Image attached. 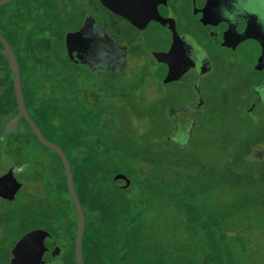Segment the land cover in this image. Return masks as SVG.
<instances>
[{"label": "rangeland", "instance_id": "1", "mask_svg": "<svg viewBox=\"0 0 264 264\" xmlns=\"http://www.w3.org/2000/svg\"><path fill=\"white\" fill-rule=\"evenodd\" d=\"M47 2L50 0H14L1 6L0 30L5 33L6 25H15L14 28L26 29L29 33L36 32L35 26H40L39 30L45 33L42 44L45 53L55 51L58 58L55 66L60 74L51 78H61L63 84L57 94L61 98L58 110L55 115L49 111L48 116L60 136L49 138L60 143L62 137L71 140L78 134L83 141L92 139L94 133L101 145L112 147L116 168L128 173L130 163L137 165L144 158L141 153L145 140L137 137L143 133L140 124L146 122L141 120L148 119L146 133L154 138L166 135L173 138L174 125L168 108L176 109L195 98L192 80L164 84V67L159 65L149 70L148 65L155 63L143 49L137 50L133 62L139 64L143 54L145 64L136 70L96 74L71 64L63 49L60 30L73 24L78 26L70 22L74 10L64 4L61 13H69V18L65 24H59L61 16H52ZM84 8L99 21L108 16L116 28L111 33L117 40H122L120 34L128 36V23L107 14L98 1L85 0ZM41 13L50 15V20L57 23L55 28L40 23ZM194 18L190 32L193 38L199 35V24ZM146 30L151 31L149 27ZM143 36L147 37L144 33ZM198 43L207 50L212 70L200 81L205 105L196 118L191 138L184 146H177L176 151L170 141L162 138L164 141L154 151V164L136 166L138 170L133 178L126 175L130 182L126 187L123 181L114 180L116 175L112 177L120 194L127 198L132 213L140 217L136 228L128 233L126 249L129 246L128 253L140 264H149L151 260L156 264H264V118H260L257 110L254 118L245 111L256 98L252 87L264 79V71L254 70L251 65L259 48L246 43L234 54L214 48L211 42ZM152 46L147 43L146 49ZM37 55L32 60L36 65L33 64V70L45 65ZM22 78L27 91L35 87L39 97L50 96L51 85L38 88L37 77L26 76L23 67ZM52 102L50 99L45 103ZM9 118H4L0 125ZM20 123L23 133L28 134L27 127ZM32 146L33 150L21 159H33L39 171L30 173L33 167L26 164L17 169L11 160L14 176L22 188L12 201L0 198V255L3 258L19 237L38 225L19 223L20 215L24 219V213L31 219L35 215L34 201L27 198L44 199L45 180L62 188L63 173L58 158L35 140ZM250 153L260 155L261 160L253 161ZM3 165L4 162L0 170ZM135 176L138 181L133 180ZM102 185L105 184L102 182ZM107 188L109 193H114L111 186ZM63 199L69 221L65 219L67 231L56 241L61 255L50 264L64 263L63 256L75 230L76 219L68 213L67 196ZM41 205L46 211L48 204ZM84 253L86 256L87 252ZM155 253L160 257L159 262ZM131 257L126 254L120 264H135Z\"/></svg>", "mask_w": 264, "mask_h": 264}, {"label": "trees", "instance_id": "2", "mask_svg": "<svg viewBox=\"0 0 264 264\" xmlns=\"http://www.w3.org/2000/svg\"><path fill=\"white\" fill-rule=\"evenodd\" d=\"M14 27L15 25H6L4 28L5 33H3V30H0V33L7 39V42L10 44L17 57L21 70V77L23 67L26 72V76L31 78L37 77L38 88H42L46 84H50L52 87L49 93L50 96L47 99L46 97H39V93L35 90V87L34 89L28 88V91L26 88V91L23 88V93L27 110L34 122L39 126L47 140L54 142L62 148L71 164L75 188L86 217V228L83 239L84 262L85 264H120L122 258H124L126 254H128V257H131V255L128 253L129 246L128 249H126V238L128 233L131 232L133 228H136L140 217L138 214L135 215L132 213L127 198L120 194V191L113 183L114 181L112 177H114L116 174H124L125 176L128 174L127 176L131 175L133 178V175L138 170L136 166L140 167L141 164L145 163L154 164L156 161L153 158L155 157L154 151L157 149L159 142L161 143L164 140L170 141L175 147V150L171 149L173 151H176V147H179L180 145L175 141L174 138H169L167 135L164 137L156 136L154 138L153 135L147 134V125L145 124L148 123V119L141 120L142 122H146L140 124L143 133L138 134L137 137L139 139L145 140L146 145L144 148H142L141 153L144 155V158L139 159L138 162L135 163L137 165L130 163L129 172L126 173L119 171L116 168L115 160L111 153L113 151L112 147L106 146L105 144L101 145L102 143L100 139L97 138L96 134L94 133H92V139L86 138L83 141L79 138L78 134L74 136L76 139L71 140L70 138L64 139V137H62L63 139H61L60 143L54 141V138H49L50 135L52 137H56V139H58L60 136L57 131V127H55L56 125L51 123V120H49L48 116L49 111L55 115V112L58 110L57 106H59L61 100V98H57V94H59L58 92L61 90L60 87L63 84L62 80L61 78L54 80L51 78V75L55 74V76H57L60 74L57 72L55 66V62L58 58L54 55V50L48 54L50 55L49 58L47 57L48 55L45 53L42 46L44 39L43 35L45 33L42 30H39L40 26H35L37 33L41 31L39 34H37L35 31L28 33L26 29H21V31ZM37 35L38 38H36ZM0 47H2L1 43ZM36 54H38V58H41L45 61V65L43 63V67H36L35 70H33L35 64L32 60ZM50 99L53 100V104L45 103L50 101ZM45 106H47L48 109H46ZM52 108H54V111H52ZM17 113V100L13 89L10 68L6 58L0 53V122L4 118L10 117L8 120L9 122L17 115ZM20 121L27 127L28 134L25 132L23 133L21 130ZM20 121L18 129L11 133H5V126L8 122L2 126L0 125V165H2L3 162L5 163L6 159L7 161L13 160L16 164L15 168L22 169V166L26 164L33 167L30 173H35L36 171H39V167H36L37 163L33 159L26 160L24 158L21 159V157L25 155L27 151L33 150V140H35L41 146L43 145L37 140L27 122L23 118H21ZM137 128L139 129V127ZM45 129L47 131H45ZM48 129H50V134ZM139 132L140 131L138 130V133ZM162 138L164 140H162ZM164 150H167V148ZM53 153L58 158L63 173L61 184L62 188L59 189L58 185L52 184L51 182H47L45 180L47 184V191L44 199L30 200V198H27L29 201H34V207H36L34 218L31 219V216H27L24 213L25 219L20 215L19 223L22 226H24L26 221L30 223L31 226L33 224H38L35 229L43 228L47 230L52 236H54L56 241L57 239L60 240L63 235L62 232L67 231L65 219L67 218V222L69 221L68 214L63 209L65 207V200L63 197L65 198V196H67L68 213L72 215L74 219H76V224L75 230L71 236V245L63 256V260H65L63 264H76L74 257V240L76 234L77 216L66 185L63 164L59 156L55 152ZM138 179L135 176L133 180L138 181ZM102 182L105 184L104 186L102 185ZM108 186H111V191H114L113 194L108 192ZM58 191H61L62 193ZM41 204H48V206H46L48 207V211H43L45 208H42ZM25 231L27 230L25 229L22 232L24 233ZM13 245H11L10 250ZM10 250L8 251L7 255H4L5 259L2 255H0V264L3 262L4 264L9 263L8 258L10 255ZM85 251L87 252L86 256L84 253ZM157 258L159 262L160 257L157 256ZM131 259L133 260L132 257ZM133 262L135 264H140V262L137 260V263L134 260ZM149 264H156V261L151 260Z\"/></svg>", "mask_w": 264, "mask_h": 264}, {"label": "flooded vegetation", "instance_id": "3", "mask_svg": "<svg viewBox=\"0 0 264 264\" xmlns=\"http://www.w3.org/2000/svg\"><path fill=\"white\" fill-rule=\"evenodd\" d=\"M24 1L37 2L39 0ZM82 1L50 0V2H47V6L53 11L52 16H61L62 22H58L59 24H65L67 18H69V13L64 11L61 13L64 4L74 10L70 22H76L78 26L76 24L74 26L73 24V26L66 28L64 31L61 29L62 34L60 38L63 40V49L71 64L83 67L90 71V73L96 74L103 72H121L129 68L136 70L137 67L145 64V55L143 54L142 57H138L141 60V64H134L133 62L134 58H136L137 50L143 49L142 52L149 55L155 63L148 65L149 70L152 71L159 65L164 67V80L168 72V66L164 63L157 64L153 52L168 53L173 47H179L178 56H180L181 61H177L174 68L181 69L184 72L183 76L174 82L192 80L195 98L174 110L177 111L185 106L198 103L197 112L194 115L177 114L173 115V120H171L174 125V134L176 133L174 139L181 147L191 138V134L196 127V118L205 105V99L200 90L201 78L209 75L212 70V63L209 59L208 52L199 45L198 41L204 44L211 42L214 48L218 47L229 50L235 54V49L230 48L228 43L232 44V39L236 38L238 33L230 25L234 28L238 27L233 23L236 21V17L234 18V16L229 14L235 11L238 13L240 11L248 13L253 5L257 9L255 13L259 11L264 15V0H96L100 7L105 9L107 14L123 19L128 23V36L126 34H120L122 40H117L111 33L116 28L113 26V22L110 21L109 17H103L100 21L97 20L84 8L85 0ZM144 11H148L149 13L145 14ZM75 14L76 18L74 20ZM201 17L205 19L209 29L201 22ZM193 18L195 23L199 24L197 30L199 35L194 36V38L190 33ZM40 23L43 26H50L51 28H55L57 24L55 21L50 20V15H43L42 13ZM148 27L151 29L149 33V29L146 30ZM173 27H175V32ZM181 30H185V32L181 33ZM81 32L83 34H80ZM210 32H214L215 37ZM218 32L222 38V42L218 39ZM143 33L147 37L143 36ZM77 34L80 35L78 36ZM103 34L105 37H103ZM72 35H75V38H72ZM177 35L185 37L186 39L176 40ZM86 42L89 43V46L86 45ZM147 43L153 46L146 49ZM2 48L3 46L0 47V49ZM253 69L261 72L264 71V68L260 70ZM163 80L162 82H164ZM263 80L254 87L259 86ZM253 105L254 103L250 104V107ZM256 107L259 109V115L262 114L264 105L259 103ZM249 156H251L253 161L261 160L260 155L255 156L250 153ZM117 175L124 174H116V177ZM116 177L114 179L115 181L120 180L124 183L122 178Z\"/></svg>", "mask_w": 264, "mask_h": 264}, {"label": "water", "instance_id": "4", "mask_svg": "<svg viewBox=\"0 0 264 264\" xmlns=\"http://www.w3.org/2000/svg\"><path fill=\"white\" fill-rule=\"evenodd\" d=\"M11 1L13 0H0V7ZM256 10L257 9H255L252 5V8L248 13H244L243 11H240L238 13L235 11L229 14L231 16H234V18L236 17V21L233 23L239 29L234 28L233 26L230 25L231 28L236 30L238 35L236 36V38L232 39L231 41L232 44L228 43L229 45L228 44L227 45L230 48L235 49L236 52H238L237 49H239L240 46L246 43H253L257 45L259 48V54L257 57L259 58L257 62L255 61L251 65H253V68L260 70L264 68V15H262V12L259 11L255 13ZM144 13L146 14L149 12L144 11ZM200 20L202 23H204V25H206L205 19L201 17ZM206 27L209 29L207 25ZM173 30L175 32V27H173ZM210 33L211 35H213V37H215L214 32H210ZM80 34L83 33L81 32ZM217 34L219 36L218 37L219 41L222 42V38L219 35V32ZM105 35L103 34V37H105ZM72 38H75V35L74 36L72 35ZM182 39H186V38L180 37L178 35L176 36V40H182ZM0 43L3 46V48L0 49V53L6 58L10 68V74L13 81V89L17 100V110H18L17 115L6 124L5 133H11L16 131L19 127L20 119L23 118L27 122L29 127L32 129L37 140L44 147L50 149L59 156L63 164L68 192L72 199L77 216L76 234L74 240L75 262L76 264H85L83 257V239L86 228V217L81 201L79 199V196L75 188L71 164L68 161V158L65 152L62 150V148L59 147L54 142L47 140L43 135L42 131L40 130L39 126L34 122L32 117L30 116L27 110L25 97L23 93L21 70L17 57L13 49L11 48L10 44L1 34H0ZM86 45L89 46V43L86 42ZM178 48L173 47L168 53L153 52L157 64L164 63L167 64L168 66V72L165 75L166 77L164 80L162 79L164 81L163 83H171L174 81H178L183 76V72H184L183 70L181 71V69L178 70L174 68L176 62L181 61L180 56H178ZM252 92L256 94V98L250 104L254 103V105L252 107L249 106L245 108V111L249 115H251V117L254 118L257 117L254 115L255 114L254 112L256 110L257 111L259 110L256 106L259 103H262L264 105V80L261 82L259 86L252 88ZM257 98H258V102H257ZM197 106L198 103H194L189 106H185L184 108L177 111L172 108H169L168 110L169 118L170 120H173V115H177V114L194 115L195 112H197ZM260 116H261L260 118H264V108ZM175 134L173 135V138H175ZM118 177L124 180L125 187L130 183L129 180L124 175H117L116 178ZM21 188H22V184L14 176L13 161L11 160L6 161L0 170V198L6 201H12L16 198ZM61 252L62 250L59 244L56 242V240L47 230L41 228L33 229L27 231L13 245V247L10 250L8 264H50L56 257L61 255Z\"/></svg>", "mask_w": 264, "mask_h": 264}]
</instances>
